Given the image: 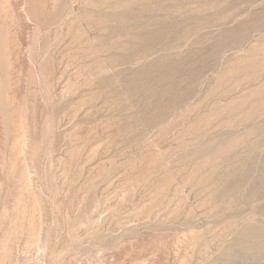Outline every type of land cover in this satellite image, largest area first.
<instances>
[{"label": "rangeland", "instance_id": "374dc122", "mask_svg": "<svg viewBox=\"0 0 264 264\" xmlns=\"http://www.w3.org/2000/svg\"><path fill=\"white\" fill-rule=\"evenodd\" d=\"M263 231L264 0H0V264H264Z\"/></svg>", "mask_w": 264, "mask_h": 264}, {"label": "bare ground", "instance_id": "6f19581e", "mask_svg": "<svg viewBox=\"0 0 264 264\" xmlns=\"http://www.w3.org/2000/svg\"><path fill=\"white\" fill-rule=\"evenodd\" d=\"M243 129V128H242ZM231 137V136H230ZM235 140V139H234ZM248 140V139H247ZM225 143V142H224ZM235 143V142H234ZM228 145V144H227ZM234 151V150H233ZM231 155V154H230ZM226 159V158H225ZM244 187V186H243ZM246 187V186H245ZM226 198V197H225ZM246 202V201H245ZM244 203V202H243ZM231 217V216H230ZM240 227V226H239ZM261 231V230H260ZM264 232V231H263ZM243 233V232H242ZM247 233V232H246ZM263 234V233H262ZM253 235V234H252ZM257 235V234H256ZM242 248V247H241ZM247 249V248H246ZM244 252V251H243ZM249 253V252H248ZM263 255V254H262Z\"/></svg>", "mask_w": 264, "mask_h": 264}]
</instances>
